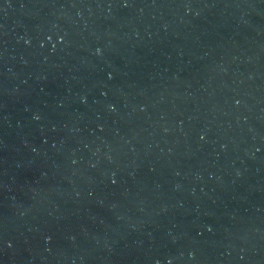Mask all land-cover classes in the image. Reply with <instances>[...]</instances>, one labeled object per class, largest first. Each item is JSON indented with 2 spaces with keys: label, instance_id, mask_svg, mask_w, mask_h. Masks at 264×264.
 <instances>
[{
  "label": "water",
  "instance_id": "95a60500",
  "mask_svg": "<svg viewBox=\"0 0 264 264\" xmlns=\"http://www.w3.org/2000/svg\"><path fill=\"white\" fill-rule=\"evenodd\" d=\"M0 264H264V0H0Z\"/></svg>",
  "mask_w": 264,
  "mask_h": 264
}]
</instances>
